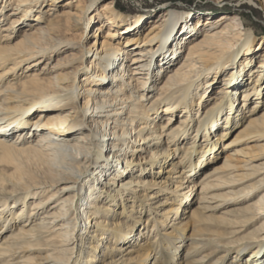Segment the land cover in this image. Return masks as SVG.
I'll list each match as a JSON object with an SVG mask.
<instances>
[{
    "label": "bare ground",
    "instance_id": "bare-ground-1",
    "mask_svg": "<svg viewBox=\"0 0 264 264\" xmlns=\"http://www.w3.org/2000/svg\"><path fill=\"white\" fill-rule=\"evenodd\" d=\"M165 6L0 0V157L57 172L0 176V264H264V36Z\"/></svg>",
    "mask_w": 264,
    "mask_h": 264
},
{
    "label": "rangeland",
    "instance_id": "rangeland-1",
    "mask_svg": "<svg viewBox=\"0 0 264 264\" xmlns=\"http://www.w3.org/2000/svg\"><path fill=\"white\" fill-rule=\"evenodd\" d=\"M241 0H225L223 1L221 4L218 5H213L212 2L208 1V0H114V5H117V11H119L121 14H124V10L127 7H135L138 5H142V6H146L149 4H154L156 6H159L161 4H166L165 8L162 7V9H166L168 6H182L187 8L188 10H191L192 12H203V11H208L211 12L213 8H219V9H223L225 11L228 10H233L234 8L237 9L234 11V13H238L241 17V20L244 22L245 26L247 28H250V30L253 32L255 38L258 40L260 38H262L264 36V12H262L261 10L257 9L256 7L249 5V4H241L240 2ZM210 7H212L211 9H209ZM232 8V9H231ZM122 9V10H121ZM148 10V9H147ZM146 10V11H147ZM153 10V9H152ZM155 10H160V8H156ZM205 11V12H206ZM150 12H153L150 10ZM207 12V13H208ZM217 14V13H216ZM196 19V18H195ZM174 28V27H173ZM179 28L178 24L177 27L175 29ZM176 34H178L176 32ZM263 45V44H262ZM175 119L172 121L174 122ZM162 122V121H160ZM150 148V147H149ZM145 149H142L140 151H138L137 153L133 154L134 157L137 156H143L145 154H147L145 151ZM2 154L1 150H0V155ZM3 157H0V176L2 177V181L3 182H10L9 183V187H11V183H17L19 185V188L24 187V185H29V184H36L38 182L41 181H53L54 177H56L57 172L56 170H54L53 168H49L48 169L45 166H42L38 161H34L30 158H22L19 157L17 159V161H8ZM85 163H82V166L79 168V171L77 172V174H80V177L82 176L81 182L78 186V189L74 192H71V190H69L67 193H69L70 197L72 198L71 201L75 202V204H78V208H81V204L83 201V194L86 190L89 189V185L92 181V177H93V172H95L96 168H93V166H95V161L90 159L88 161H84ZM219 162V161H218ZM218 162H213L211 163V165L208 167H212L213 165H215ZM91 163L93 164L91 166ZM89 168H93L92 173L87 172V170ZM83 173V174H82ZM138 173V172H137ZM76 174V175H77ZM144 175L141 176H145V173H143ZM76 182H77V176H76ZM125 179H121L119 181V185H122V182H124ZM76 185L78 184L75 183ZM26 189V188H25ZM57 188L54 186H48L43 190V196H47L51 193H53ZM21 189H9L7 190V192H17L20 191ZM24 190V189H22ZM35 194V191H30L28 193V197H31ZM37 197H33L30 198L29 201L36 199ZM42 198V197H40ZM14 200H18L20 199L19 196L14 197ZM8 201H13L11 199H6ZM142 227H146V225L142 224ZM209 230H217V227L215 225H213L210 222H206L204 224L201 225L198 233H200V235H208L207 233L210 232ZM71 232V231H70ZM5 233V232H4ZM74 235H78L79 237V232H75L74 231ZM84 241V240H83ZM185 241H188L187 239ZM83 244H79L74 248H72V253H66L63 256V260L64 261H70L71 264H77V259L75 257V254H77V252H79L80 250H82ZM185 248L186 245H182V253H185ZM209 248H211L210 246L207 249L204 250H200L201 252L198 253V255L200 253H202L203 251H207L209 250ZM38 251H42V250H38ZM34 252L31 253V255H33ZM46 253V252H45ZM70 255V256H69ZM74 256V257H73ZM34 261L36 262V258H33ZM37 264V262H36Z\"/></svg>",
    "mask_w": 264,
    "mask_h": 264
}]
</instances>
